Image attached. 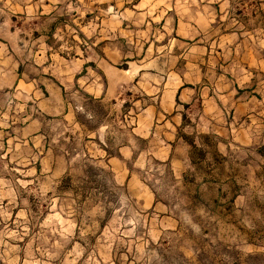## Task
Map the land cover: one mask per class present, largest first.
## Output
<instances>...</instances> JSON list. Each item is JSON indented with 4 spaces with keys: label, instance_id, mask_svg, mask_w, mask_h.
Masks as SVG:
<instances>
[{
    "label": "clouds",
    "instance_id": "9594fccd",
    "mask_svg": "<svg viewBox=\"0 0 264 264\" xmlns=\"http://www.w3.org/2000/svg\"><path fill=\"white\" fill-rule=\"evenodd\" d=\"M0 264H264V0H0Z\"/></svg>",
    "mask_w": 264,
    "mask_h": 264
}]
</instances>
